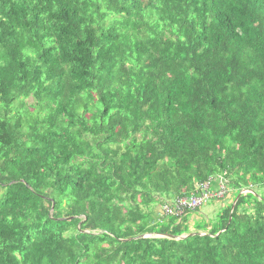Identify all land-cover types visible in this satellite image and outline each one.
<instances>
[{"label":"trees","instance_id":"1","mask_svg":"<svg viewBox=\"0 0 264 264\" xmlns=\"http://www.w3.org/2000/svg\"><path fill=\"white\" fill-rule=\"evenodd\" d=\"M0 264H264V0H0Z\"/></svg>","mask_w":264,"mask_h":264},{"label":"built area","instance_id":"2","mask_svg":"<svg viewBox=\"0 0 264 264\" xmlns=\"http://www.w3.org/2000/svg\"><path fill=\"white\" fill-rule=\"evenodd\" d=\"M224 192H225L224 187L220 185L218 193L216 192L215 194L210 195V194H208V191H207V184H205L203 186V193L201 194L200 197L192 198L189 200L179 199L176 201L177 206H175V209L178 212V214H180V212L182 211L181 208L194 209L212 197L221 198L222 195L224 194ZM168 213H172V212L170 210H168Z\"/></svg>","mask_w":264,"mask_h":264},{"label":"rangeland","instance_id":"3","mask_svg":"<svg viewBox=\"0 0 264 264\" xmlns=\"http://www.w3.org/2000/svg\"><path fill=\"white\" fill-rule=\"evenodd\" d=\"M242 194L244 195L245 193H240L239 192L238 196L242 195ZM230 196H231V194H230ZM218 210H219V206L216 203L213 204V205H206V206H204L202 208H199L196 213H192L190 215L189 225L191 226L194 221H201L200 223H204L208 219H213L215 217V215L218 213Z\"/></svg>","mask_w":264,"mask_h":264},{"label":"clouds","instance_id":"4","mask_svg":"<svg viewBox=\"0 0 264 264\" xmlns=\"http://www.w3.org/2000/svg\"><path fill=\"white\" fill-rule=\"evenodd\" d=\"M220 185L223 186V187H224V191L227 192V190H226V186H225V181H224L223 179L221 180L220 183H218V187H219ZM240 193H245V194H246L247 191H241Z\"/></svg>","mask_w":264,"mask_h":264}]
</instances>
